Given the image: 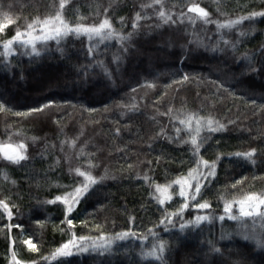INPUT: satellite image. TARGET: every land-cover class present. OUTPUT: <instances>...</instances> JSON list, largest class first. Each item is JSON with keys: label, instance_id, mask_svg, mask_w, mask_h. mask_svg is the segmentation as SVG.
Listing matches in <instances>:
<instances>
[{"label": "trees", "instance_id": "obj_1", "mask_svg": "<svg viewBox=\"0 0 264 264\" xmlns=\"http://www.w3.org/2000/svg\"><path fill=\"white\" fill-rule=\"evenodd\" d=\"M192 2L209 11L212 23L197 19L193 24L187 16L183 22L163 23L156 15L159 7L141 9L153 0H72L65 11L70 23L99 24L104 9L111 5L108 15L114 28L124 34L132 32V38L124 43L95 39L91 56L88 37L76 35L65 37L59 46L55 40L48 42L47 51L39 56L27 55L22 47L8 61L0 55V103L6 106L0 110V141L24 140L29 157L20 165L0 158V199L10 198L14 213L10 223L25 227L23 233L17 228L5 231L9 220L0 209V264H9L13 237L19 260L56 264L43 258L70 236L62 231L68 227L61 224L64 205L41 202L79 184L83 178L77 179L69 167L89 170V159L95 165L93 175L105 178L93 186L71 217L77 235L98 236L95 224L109 234L132 228L147 235L146 230L158 224L165 211L183 202L174 185L170 189L176 193L173 199L159 205L150 195L154 185L171 182L195 167L190 141L182 143L190 136L180 123L185 113L211 116L225 125L219 131L205 127L200 133L201 155L210 161L220 157L217 176L200 198L210 200L212 208L200 213L189 208L184 214V219L197 214L214 219L183 232L179 219L167 232L163 226L157 227L160 238L168 241L166 264H219L221 260L231 264L241 259L245 264H264V249L257 247L254 239H245L239 222L218 219L223 214L220 195L227 192L231 200L249 191H264V71H249V61L243 59L248 53L251 68L260 67L264 17L231 29L218 30L215 23L264 10V0H162L167 11L176 13L187 12V4ZM53 4L58 5L59 0H0V12H9L13 19L19 17L18 24L9 26L0 38L7 39L16 27L26 26L37 16L54 15ZM137 11L142 19L134 30L131 19ZM121 17L125 18L123 24ZM176 19L179 21L178 15ZM240 32L245 35L240 36ZM221 35L237 43L235 51L222 41L213 50ZM38 47L44 46L38 42ZM117 56L118 63L114 60ZM184 74L188 79L181 81ZM49 100L55 103L38 112L17 115L39 109ZM177 128L181 129L178 138ZM250 148L261 150L254 157L255 163L234 155ZM145 175L152 180L146 181ZM242 177L246 180L233 189L231 185ZM130 217H135L134 226ZM36 220L43 225H37ZM82 220L87 224L81 225ZM244 223L251 226V218ZM259 223L257 220V232ZM29 235L38 251L23 244ZM209 240L222 249L223 256L210 252ZM152 243L151 238L141 241L128 237L117 240L110 252L58 259L59 264H160L152 257L140 256L141 248Z\"/></svg>", "mask_w": 264, "mask_h": 264}, {"label": "snow or ice", "instance_id": "obj_2", "mask_svg": "<svg viewBox=\"0 0 264 264\" xmlns=\"http://www.w3.org/2000/svg\"><path fill=\"white\" fill-rule=\"evenodd\" d=\"M71 3L72 0H59L58 5L53 4L52 6L54 15L49 14L43 18L37 16L28 22L26 26L16 27L14 34L7 39L0 38V49H2V53H0V55H2L5 61H8V58L11 57L18 48L22 47L27 55L39 56L42 51H47L48 42L55 40L57 42V46H59L60 42L65 37L69 35H76L78 37H88V54L91 56L94 54V49L92 46L94 39H98L100 41L116 39L121 43H124L132 38V32L124 34L122 31H117L114 28L112 19L108 15L111 5L109 8L104 9V18L99 24H88L83 22L70 23L66 19L65 11L71 6ZM9 7L11 8L12 6L9 5ZM148 7H159V11L156 13V15L163 23L166 24L183 22L185 16H187L188 21L193 24L196 23L197 19L202 20L206 24L212 23L211 14L205 7H202L200 3H188L187 12L181 10L179 13L167 11L162 3V0H153L152 5H141L142 10ZM181 7L183 8V6ZM177 15L179 16V21L176 19ZM255 17H264V10H254L248 12L246 15L237 16L235 19L216 20L215 23L218 30L225 28L231 29L234 26L238 27L242 22L252 20ZM141 19L142 13L141 11H137L131 19V25L134 30L139 27ZM18 20L19 17L13 19L12 15L7 11L0 12V33L6 34V29L9 26L18 24ZM124 20V17L120 18L121 24L124 23ZM239 35L244 36L245 33L240 32ZM221 41L225 44V46L231 45L233 51L236 50L237 43L224 40L223 36L221 35L220 40H218L217 44L213 46L214 51L217 50ZM38 42L44 47H38ZM220 50L222 51L223 49ZM60 51L63 54V49H60ZM260 51L264 52V45L261 46ZM183 59L184 58H182V60ZM243 59L249 61V71H264V56H261L260 58L259 68H251L252 56L248 53L243 54ZM114 60L118 63L119 57H114ZM98 63L102 64L103 62ZM85 67L87 68L89 66ZM105 73L107 75H111L107 68H105ZM85 75H87L86 72ZM187 79V74H184L180 78L181 81ZM54 103V101L49 100L47 105H41L39 109H28L27 113H17V115H27L29 113L38 112ZM0 110H6V106L2 103H0ZM171 112L172 109H169V113ZM165 114L167 115L168 113ZM192 121H195L194 129L192 128ZM180 123L185 125L190 132L188 140L182 141V143H188L190 141L192 145L193 156L195 158V167L189 168L186 174L177 176L176 179L171 182L166 184L156 183L154 185V192L150 193V195H152L153 198L158 201L159 205H166V203L171 201L173 196L176 194L174 191H170V189H173V186L176 185L179 188L178 195L183 201L179 207L172 211H165V213L159 219L158 224L153 225L146 230L147 235L137 233L136 231H133L132 228H126L121 232L109 234L103 230V226L100 224L94 225V227L99 231V235L96 237L77 235L75 231L76 223L71 217L76 208L79 206L81 200L85 198L87 194H90V190L93 188V186L102 181L105 176L97 177L93 175L91 169L95 168V165L91 159H89L87 162L89 170H83V166L72 168L70 165V173H72L77 179L80 177L83 178L80 183L71 186L72 190L70 192H66L62 195H56L51 200L41 202L48 204L61 202L64 205V220L61 221V224L63 225L66 223L68 227L67 229H62V231H68L70 236L43 259L56 261V264H59L58 258H70L75 255L88 252H110L113 244L117 240H124L128 237H138V239L141 241H146L149 238H151L153 241L151 247L141 248L140 256L142 258L152 257L156 261H159L160 264H166L164 257L166 251L168 250V241L160 238V233L156 231L157 227L163 226L167 232L170 227L176 226L175 221L179 219L181 221L179 224V229L181 232H183L185 229L197 228L201 226L202 222L204 221H211L214 219L213 216L207 214H197L191 219H184V214L185 210L189 208L195 209L198 213L208 212V210L212 208V202L210 200L200 198L203 196L204 190L207 189L210 183L214 182L215 177L217 176V160H219L220 157L218 156L217 160L210 161L201 155L200 133L205 127H207L209 131H219L224 129L225 125L215 121L211 116L205 118L196 116L192 113H185L184 119H181ZM229 123L232 122L229 121ZM116 131L119 132L120 130L117 128ZM176 132L178 134L176 138H178L181 129L177 128ZM163 133L164 129L162 128L161 134ZM11 140L12 136L10 135L9 141ZM72 144L75 145L76 141L73 140ZM260 151L261 150L257 148H250L248 151L236 152L234 155L237 157H245L255 163L254 157ZM81 152H83V149H81ZM0 158L12 164L20 165L22 162H25L29 159L28 145L24 140H20L16 143L0 141ZM143 178L146 181L152 180V178L148 175H145ZM245 180L246 178L242 177L240 180H236L235 183L231 185V187L235 189ZM13 183H15V181H13ZM155 193H158L159 195H155ZM218 200H223V214L220 215L218 219L221 222H223L226 218L239 222L240 227L244 230L245 239H254L256 241L257 247L264 249V191L259 193L249 191L240 198L233 197L231 200L227 199V192H225L218 197ZM0 209H3V212L7 214V218L9 220V224L5 225V231H10L12 228L19 229L21 233L25 231V227L22 223L15 225L10 223L14 215L10 198L6 197L4 199H0ZM246 218H251V226L244 223ZM130 220L134 226L135 217H130ZM257 220L260 221L259 232L256 231ZM35 223L37 225H43L44 222L41 220H36ZM79 223L81 225H85L87 224V221L82 220ZM249 227H251V232H249ZM23 244H25L32 251H38L37 245L33 242L32 235H29L27 239H24ZM208 244L211 253L223 256L222 249L216 247L214 241L209 240ZM14 245L15 238L13 237L11 239L10 245L9 264H38L37 261L19 260ZM219 264H228V262L221 260ZM231 264H245V261L243 259L236 260L232 261Z\"/></svg>", "mask_w": 264, "mask_h": 264}, {"label": "rangeland", "instance_id": "obj_3", "mask_svg": "<svg viewBox=\"0 0 264 264\" xmlns=\"http://www.w3.org/2000/svg\"><path fill=\"white\" fill-rule=\"evenodd\" d=\"M94 40H95V39H94ZM97 40H98V39H96V41H97ZM193 127L195 128V121H194V124H192V128H193Z\"/></svg>", "mask_w": 264, "mask_h": 264}]
</instances>
